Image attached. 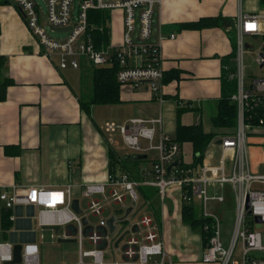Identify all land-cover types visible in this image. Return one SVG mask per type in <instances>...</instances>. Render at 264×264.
Masks as SVG:
<instances>
[{"label": "crops", "instance_id": "crops-1", "mask_svg": "<svg viewBox=\"0 0 264 264\" xmlns=\"http://www.w3.org/2000/svg\"><path fill=\"white\" fill-rule=\"evenodd\" d=\"M239 11L264 13V8L260 0H161L152 14L153 26H157L159 36L161 66L164 74L178 71V78L163 82L162 103L153 98L146 85L138 88L125 85L120 88L121 101L105 104V108L116 106L118 109L121 104L129 103L132 108L129 118H150L161 111L162 129L172 137L179 122L201 123L204 131L217 132L207 148L217 155L221 132L212 127V117L221 95V77L223 71H227L222 58L234 50L236 53L235 18ZM116 12L120 15L118 39L112 40L111 12L109 19L110 45L113 46L122 40L123 13L119 9ZM202 17L221 18L211 27H178L180 23ZM261 28L264 31V18ZM170 34L174 37L170 38ZM256 37L260 36L251 38ZM0 57H3L0 74L13 80L0 97V192L10 191L14 184L46 187L71 184L70 200H79L82 209L79 215H85L88 224L97 225L111 215L121 216L125 208L132 206L137 213L136 222L143 214L151 216L158 240L174 264H204L201 255L205 246L201 234L183 222V203L177 188L162 200L156 187L140 184L136 203H132L129 197L126 202V196L125 206L118 212L109 209L104 213L103 205L100 215L83 213L87 210V206H83L85 200L88 199L89 204V198L84 195L86 185L105 183L109 173L122 171L141 180L140 170L148 166L120 161L121 157L104 132V122L97 111L100 105H92L89 112L80 107L79 97L88 85L87 78H72L70 73L64 72L65 69H59L55 58L51 60L42 54L41 46L27 28L20 10L8 3H0ZM6 145L13 146L8 154L4 151ZM247 149L251 172L264 173V126L250 129ZM111 152L116 160L114 172L110 170ZM145 155L147 159L148 154ZM105 191L109 194L110 189L106 187ZM20 206L6 208L0 200V243L11 242L14 238L22 246L35 243L39 264H78L81 250L94 248L102 249L107 261L124 259L122 246L114 247L116 238L108 236L105 245L102 238L93 243L89 239L92 232L86 230L75 242H59L58 237H66L65 230L62 228L55 234L51 226L39 228L34 217L31 230L36 234L33 237L28 230L29 210L26 205ZM195 208L198 212L197 203ZM89 215L98 216L99 220L93 223ZM260 225V230L264 231V224ZM82 261L89 263L90 258L82 257Z\"/></svg>", "mask_w": 264, "mask_h": 264}, {"label": "built area", "instance_id": "built-area-1", "mask_svg": "<svg viewBox=\"0 0 264 264\" xmlns=\"http://www.w3.org/2000/svg\"><path fill=\"white\" fill-rule=\"evenodd\" d=\"M17 7L25 24L41 46L42 54L56 59L59 69H79L83 65H117L116 79L121 86L138 88L146 85L153 98L162 103L161 91L164 72L161 66L159 36L154 37L152 14L161 0H80L77 13L73 11L74 0H45V19L53 28L70 27L63 39H53L40 24L39 7L35 0H6ZM99 9L110 13L122 11V40L117 46L96 48L92 37V25L87 15L89 10ZM136 14L138 23H136ZM264 13L239 11L235 18L236 54L234 68L229 77L236 80V90L230 100L236 108V125L231 134L221 135L219 151L214 155L205 151L201 162L184 161L181 144L164 132L163 118L159 113L150 118L131 117L118 128L122 142L133 153L146 154L154 150L156 156L151 168L143 167L141 180L134 179L129 172L109 173L107 182L85 186L84 195L89 198L88 212L100 215L104 202L113 201L125 206V197L132 203L139 200L137 187L148 184L157 188L159 197L172 189L180 191L183 204L198 202L199 217L210 222L203 225L208 234L201 260L215 264H264V235L255 227L264 224V173H253L249 168L247 134L255 126H264V31L261 20ZM110 19V18H109ZM109 26V20H108ZM244 36H260L252 60L260 74L244 76ZM170 38L174 35L170 34ZM227 69L228 67L225 66ZM114 123H105V130H116ZM145 141V142H144ZM106 187L110 189L106 194ZM71 184L64 187L41 185H11L10 191H1L0 200L6 208L14 205H32L33 217L39 228L64 226L74 222L81 231V216L71 209ZM94 195H98L95 198ZM234 200V217L231 234L227 241L222 238L219 212L210 209V203H226L227 196ZM13 219L14 217L11 216ZM259 218V223L256 222ZM137 231L124 240V259L107 261L100 248L81 250L78 264H174L169 253L158 240L156 227L148 214H143ZM81 235V234H80ZM79 235V236H80ZM82 236V235H81ZM93 243L100 241L96 232L89 234ZM241 240L240 260L235 259L237 242ZM258 253V255H257ZM89 257L90 262L82 261ZM12 243H0V264H11ZM39 264L35 243L23 245L21 262Z\"/></svg>", "mask_w": 264, "mask_h": 264}, {"label": "trees", "instance_id": "trees-1", "mask_svg": "<svg viewBox=\"0 0 264 264\" xmlns=\"http://www.w3.org/2000/svg\"><path fill=\"white\" fill-rule=\"evenodd\" d=\"M0 3H8L6 0H0ZM261 6L264 8V0H260ZM110 13L105 10L93 9L88 11L87 19L89 24L92 25V37L96 48H102L110 44V28L108 26V20ZM221 17H202L196 21L183 22L178 25L179 28L187 29H201L204 27H211L218 24ZM235 50L227 57L222 58L223 63L227 64V71H223L221 77V95L216 103V113L212 117V124L214 128L220 130L221 135L231 134L236 125V108L235 104L230 100L231 94L236 90V80L229 77V71L233 70ZM3 62V57H0V63ZM83 65L81 67L82 79L87 78V87L79 97L81 109L89 112L92 105H105L115 104L121 101L120 88L121 85L116 79L117 65L112 63L107 66H89ZM178 78V71H172L164 74L163 82H167L169 79ZM13 84V80L9 77H4L0 74V97H3L8 85ZM217 132L204 131L201 123L183 124L177 123L175 136L181 146L183 143H190L193 158L191 165L201 162L204 157V152L207 150L209 144L214 139ZM219 135V136H221ZM12 145L4 146L6 154L10 153L9 149H12ZM19 150L17 146L16 151ZM111 172H114V156L111 152ZM121 162H124L120 158ZM144 193V192H143ZM150 194L152 192L149 191ZM148 195V192L145 193ZM182 220L188 223L191 227H202L205 219L197 215V210L193 204H183L182 207ZM202 229V228H201ZM202 241L205 246L208 238V234L202 230Z\"/></svg>", "mask_w": 264, "mask_h": 264}, {"label": "rangeland", "instance_id": "rangeland-1", "mask_svg": "<svg viewBox=\"0 0 264 264\" xmlns=\"http://www.w3.org/2000/svg\"><path fill=\"white\" fill-rule=\"evenodd\" d=\"M37 2V5L39 7V17H40V24L44 27L45 32L47 33V35L53 39H63L68 35V32L66 31H57L52 29L48 22L45 19L46 16V12H47V5L45 3V0H35ZM80 3V0H74L73 2V11L76 14L77 10H78V5ZM112 13V24H111V33H112V40L118 39L119 38V32H118V28L120 25V21H119V14L118 12H116V10H112L110 11ZM136 23H138V15L136 14ZM114 24V27H113ZM261 41V37H256V38H251L248 36H244L243 38V43H244V54H243V64H244V76H245V82H248L250 80V74L253 75H258L260 74V71L257 70L256 65L254 64L253 60H252V56H253V52L251 50H248V46L252 45L253 47H256L257 44ZM90 66V65H89ZM81 68L79 69H75L73 70L72 68H66L64 70L65 73H70L72 78H76L79 79V77L81 76ZM122 106L118 109H116V106H109L107 108H105V105H100L97 106V111L100 114L101 118V122L104 124V132L108 138V140L110 141L113 149L115 150V152L118 154L119 157H121V159H123V156L125 154H130L132 153L131 150L129 148H127L124 143L122 142V138H121V134L119 132V126L126 121L129 117H130V113L132 111L131 106L129 105V103H125V104H121ZM97 113V114H98ZM105 123H114L116 127V130L113 132H108L105 130ZM212 125V124H210ZM212 127H214L212 125ZM171 136V135H170ZM145 142V141H144ZM182 149H183V153H184V160L186 163H190L192 158H193V153H192V149H191V145L190 143H183L182 145ZM146 154H148V158L144 159V160H125L123 159V161L126 164H138V165H145L148 166L149 168H151L152 166V161L154 159V157L156 156V153L154 150H149L146 152ZM98 195H95V197ZM128 201V197L126 198V202ZM87 202V204H86ZM198 204V202H196ZM195 203V205H196ZM83 206H87V210L85 209V211H83L84 214L89 213L88 212V199L85 200V204L83 203ZM104 213L108 212L109 209H113L114 211L118 212V210H121L123 205L121 203H116V202H104ZM210 209L219 212V217H220V229L222 232V238L224 239V241H227L228 237L231 234V230H232V224H233V217H234V200H232V198L230 197V195L227 196V200L226 203H210ZM115 212V213H116ZM92 214V213H90ZM198 214V212H197ZM137 218V213L135 212V210L132 211V213L129 215V220H134ZM89 220L92 221L93 223L97 222L99 220L98 216L95 215H89ZM205 223H210L208 221L205 220V222L203 223V225ZM203 225H202V229H203ZM200 227L194 228L192 227V229L198 230L202 236V229ZM256 228L260 230V228H262V225L258 224L256 225ZM260 232L264 235V231L260 230ZM207 241V239H206ZM123 243V242H122ZM122 243L119 245L121 246ZM240 249H241V240H239L237 242V246L235 248V252H234V257L235 259L240 260ZM203 252V251H202ZM258 255V253H257ZM204 264H212V262H205L202 261Z\"/></svg>", "mask_w": 264, "mask_h": 264}, {"label": "water", "instance_id": "water-1", "mask_svg": "<svg viewBox=\"0 0 264 264\" xmlns=\"http://www.w3.org/2000/svg\"><path fill=\"white\" fill-rule=\"evenodd\" d=\"M57 31H66L69 30L70 27L66 28H53ZM154 29L156 32L154 33V37H157V26L154 24ZM220 143V140L218 141ZM145 154H125L123 156V159L125 160H142L145 159ZM22 208V205L20 206ZM26 209L29 210L28 217L30 225L28 227L29 232L35 237L36 231L31 230V224H32V217L34 208L32 205H26ZM71 209L76 214H81L82 209L79 207V200L78 199H72L71 201ZM133 207L128 206L125 208L123 214L121 216L118 215H111L108 218H106L103 222L97 223V225H90L87 222L86 216L81 217V231L79 232L78 225H75L73 223H68L66 225L62 226H51L50 229L54 231L55 234H58L59 231L63 228L65 230V236L66 237H58L57 241L59 242H75L77 240V237L81 234L83 235V232H86V230H89L91 232H96L99 234L102 238L103 245L107 243L108 236H111L112 238H116L114 241V247L117 249L122 246V249L125 247L124 240L125 238L131 233L137 231V224L131 220H129V215L132 212ZM96 215V214H95ZM256 222H260L259 218H256ZM67 230L70 231V233H67ZM123 242V243H122ZM12 243V260L10 261L11 264H18L21 262V252L23 250V246L18 243V241L14 238L11 240ZM122 243L121 246H119ZM102 245V246H103Z\"/></svg>", "mask_w": 264, "mask_h": 264}]
</instances>
